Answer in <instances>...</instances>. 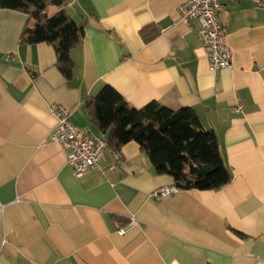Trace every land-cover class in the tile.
I'll return each instance as SVG.
<instances>
[{
	"label": "crops",
	"instance_id": "crops-1",
	"mask_svg": "<svg viewBox=\"0 0 264 264\" xmlns=\"http://www.w3.org/2000/svg\"><path fill=\"white\" fill-rule=\"evenodd\" d=\"M65 1L85 24L70 79L52 45L22 40L35 27L28 14L0 7V264H264V0L223 1L232 63L220 70L209 65L199 21L180 19L186 0ZM106 84L131 107H192L217 136L231 181L157 200L174 180L134 141L121 160L107 151L78 174L52 139L51 105L103 134L85 100Z\"/></svg>",
	"mask_w": 264,
	"mask_h": 264
},
{
	"label": "trees",
	"instance_id": "trees-1",
	"mask_svg": "<svg viewBox=\"0 0 264 264\" xmlns=\"http://www.w3.org/2000/svg\"><path fill=\"white\" fill-rule=\"evenodd\" d=\"M65 4V0H0L1 8L28 14L35 27L32 33L24 31L22 40L52 45L57 68L70 79L74 69L71 51L83 43L85 24L70 17ZM50 6L58 10L50 13ZM85 108L100 132L107 135L111 149L120 150L131 141L138 143L156 172L170 175L177 188L217 190L231 181L217 136L204 128L192 107L174 110L157 101L131 107L106 84L85 100Z\"/></svg>",
	"mask_w": 264,
	"mask_h": 264
},
{
	"label": "built area",
	"instance_id": "built-area-1",
	"mask_svg": "<svg viewBox=\"0 0 264 264\" xmlns=\"http://www.w3.org/2000/svg\"><path fill=\"white\" fill-rule=\"evenodd\" d=\"M224 0H186L178 7L180 19L187 22L190 19L199 21L198 33L203 43L209 65L212 70H220L231 66L232 50L225 42L222 27L219 22V14L223 9ZM7 59H11L9 54ZM243 104L239 103L234 111L240 112ZM51 112L57 119V124L51 132L52 139L60 143L67 153V163L78 174L87 169L99 166L100 161L110 151L114 160L119 161L123 155L120 150L111 149L108 145L107 135L92 134L88 127L80 128L70 121V113L62 104H52ZM110 170H117L116 164L109 167ZM179 191L175 185H166L156 189L153 196L161 200ZM134 224L130 221L119 230L124 234ZM7 242L3 238L2 245ZM171 264H179L174 261Z\"/></svg>",
	"mask_w": 264,
	"mask_h": 264
},
{
	"label": "rangeland",
	"instance_id": "rangeland-1",
	"mask_svg": "<svg viewBox=\"0 0 264 264\" xmlns=\"http://www.w3.org/2000/svg\"><path fill=\"white\" fill-rule=\"evenodd\" d=\"M54 9V7L53 8H51V9H49L50 10V12H52V10Z\"/></svg>",
	"mask_w": 264,
	"mask_h": 264
}]
</instances>
